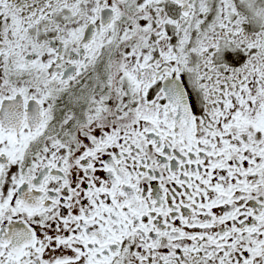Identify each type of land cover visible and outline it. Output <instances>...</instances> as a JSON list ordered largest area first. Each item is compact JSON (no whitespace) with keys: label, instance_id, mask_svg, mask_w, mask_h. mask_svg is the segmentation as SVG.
Here are the masks:
<instances>
[{"label":"snow or ice","instance_id":"obj_1","mask_svg":"<svg viewBox=\"0 0 264 264\" xmlns=\"http://www.w3.org/2000/svg\"><path fill=\"white\" fill-rule=\"evenodd\" d=\"M0 264H264V0H0Z\"/></svg>","mask_w":264,"mask_h":264}]
</instances>
